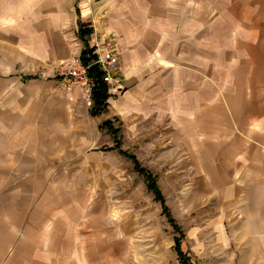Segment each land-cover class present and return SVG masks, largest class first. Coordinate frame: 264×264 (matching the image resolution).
<instances>
[{
  "label": "crops",
  "instance_id": "obj_1",
  "mask_svg": "<svg viewBox=\"0 0 264 264\" xmlns=\"http://www.w3.org/2000/svg\"><path fill=\"white\" fill-rule=\"evenodd\" d=\"M94 1L0 0V264H120L123 232L92 193L116 116L165 126L201 190L264 229V0H111L101 15ZM98 37H115L126 85L92 117L53 66Z\"/></svg>",
  "mask_w": 264,
  "mask_h": 264
},
{
  "label": "rangeland",
  "instance_id": "obj_2",
  "mask_svg": "<svg viewBox=\"0 0 264 264\" xmlns=\"http://www.w3.org/2000/svg\"><path fill=\"white\" fill-rule=\"evenodd\" d=\"M95 1L96 10L99 4L103 5L98 10L100 15L105 9H114V0ZM116 1L118 4L119 0ZM137 1L121 0V4L136 5ZM112 39L115 43V37ZM79 60L80 57H74L53 66L59 85H68L64 78ZM121 64L122 59L116 71L120 82L110 93L115 99L121 94V91L117 93L118 88L126 85ZM107 121L121 130L122 150L134 155L141 166L156 177L170 215L181 230L177 232L168 221L160 204L148 191L146 181L135 171L133 162L119 151L111 150L114 140L100 127L103 140L97 148L108 150L100 155L102 178L98 175L97 183L93 179L92 193L96 200L102 194L112 238L117 232H123L120 264H182L176 252L178 241L193 264H264V229L259 228V222H251L248 230L243 228L244 222L230 215L227 206L220 205L216 197L207 196L206 189L201 190L208 174L197 170L192 155L178 143L168 142L165 126L137 120L127 123L117 116ZM81 157V162L77 159L75 164V179L84 181V171H88L89 166L87 152ZM98 162L93 160L92 165ZM99 181L103 182L101 187Z\"/></svg>",
  "mask_w": 264,
  "mask_h": 264
},
{
  "label": "trees",
  "instance_id": "obj_3",
  "mask_svg": "<svg viewBox=\"0 0 264 264\" xmlns=\"http://www.w3.org/2000/svg\"><path fill=\"white\" fill-rule=\"evenodd\" d=\"M89 33L90 32L88 30H81V39L83 40L85 36L89 35ZM93 52L94 51L92 49L84 50L80 56V61L85 67L88 68L89 78H91L94 82V87L91 93L90 114L92 117H99L107 113L109 100L111 99L112 95L110 94V88L108 84H106L103 80V73L100 72L98 65L94 63L96 61V56H94ZM101 130H106L113 138L115 146L111 148V150L119 151L120 154L129 158L133 162L135 171L146 181L148 191L153 194L155 201L160 204L161 208L163 209V213L168 218V221L177 232H181L180 228L170 215L169 208L166 205L165 197L157 184L156 177L150 174L147 169L143 168L134 155L122 150V139L120 136L121 130L119 128H115L110 121L105 122L101 126ZM176 252L182 264H193L182 252L179 241L176 245Z\"/></svg>",
  "mask_w": 264,
  "mask_h": 264
},
{
  "label": "built area",
  "instance_id": "obj_4",
  "mask_svg": "<svg viewBox=\"0 0 264 264\" xmlns=\"http://www.w3.org/2000/svg\"><path fill=\"white\" fill-rule=\"evenodd\" d=\"M92 50L94 51V56H96V61L94 63L98 65L100 72L103 73V80L108 84L111 93L115 84L120 82L119 79H116V71L120 62L118 48L112 38L102 40L98 37L94 42ZM76 63V67H74L73 70L70 69L64 78V83H68L69 86L65 84L64 86L69 89L78 88L82 90L85 100L90 103L94 82L89 78L88 68L85 67L80 60L75 62V64Z\"/></svg>",
  "mask_w": 264,
  "mask_h": 264
}]
</instances>
